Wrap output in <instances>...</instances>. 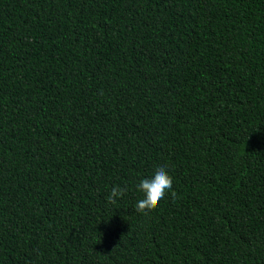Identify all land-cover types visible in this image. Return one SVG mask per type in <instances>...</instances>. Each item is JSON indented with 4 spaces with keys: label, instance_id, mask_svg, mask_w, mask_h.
Masks as SVG:
<instances>
[{
    "label": "trees",
    "instance_id": "1",
    "mask_svg": "<svg viewBox=\"0 0 264 264\" xmlns=\"http://www.w3.org/2000/svg\"><path fill=\"white\" fill-rule=\"evenodd\" d=\"M0 264H264V0H0Z\"/></svg>",
    "mask_w": 264,
    "mask_h": 264
},
{
    "label": "clouds",
    "instance_id": "2",
    "mask_svg": "<svg viewBox=\"0 0 264 264\" xmlns=\"http://www.w3.org/2000/svg\"><path fill=\"white\" fill-rule=\"evenodd\" d=\"M172 188L173 178L168 170L163 166L157 168L150 178L141 179L136 184V190L142 193V198L135 205L136 211L144 215L155 211L169 193L175 199L176 193L172 191ZM126 194V186L115 185L111 188L107 202L115 204L118 199L123 198Z\"/></svg>",
    "mask_w": 264,
    "mask_h": 264
}]
</instances>
